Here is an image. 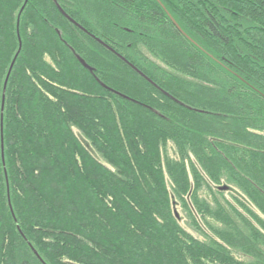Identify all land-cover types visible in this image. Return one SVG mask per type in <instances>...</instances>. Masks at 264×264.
<instances>
[{
    "label": "trees",
    "instance_id": "trees-1",
    "mask_svg": "<svg viewBox=\"0 0 264 264\" xmlns=\"http://www.w3.org/2000/svg\"><path fill=\"white\" fill-rule=\"evenodd\" d=\"M73 1L78 15L64 12L106 47L50 0L18 17L0 113V264H264V0ZM23 2L8 3L0 69ZM25 23L55 51L25 45ZM63 57L79 82L60 73ZM24 95L42 117L22 110ZM51 115L58 153L43 160Z\"/></svg>",
    "mask_w": 264,
    "mask_h": 264
},
{
    "label": "rangeland",
    "instance_id": "rangeland-1",
    "mask_svg": "<svg viewBox=\"0 0 264 264\" xmlns=\"http://www.w3.org/2000/svg\"><path fill=\"white\" fill-rule=\"evenodd\" d=\"M0 1L3 2V0H0ZM9 2H10V0H4V2H3L4 4L3 5L0 4V63L2 62V59L4 58V56L6 55V52H7L9 43H10V38L11 37H9V35H11V34L14 33L13 21H14V16H15V12L17 10V7H13V6H12L13 8L12 7L11 8L8 7V5H9L8 3ZM8 10L10 12V19H11V22H10V27H11L10 34H9V21H8V17H6ZM31 19H33V18H31ZM34 22H37V21L34 20ZM59 26H61V23L59 24ZM33 27L31 28L29 25H27L25 23V26L24 27L22 26L21 29H20V32H21V35H22V37L24 39L25 45L28 44V43H30L32 47H35L34 50L37 53L39 51H41L42 54H46V53L48 54L49 52L55 51L54 48H56V47H54V46H56V45L53 42V37H52L51 33H48V31L46 30V28L37 25V23H35V26L33 25ZM221 27H222V25H221ZM50 31L52 32V34H54V32L52 30H50ZM15 32H16V29H15ZM254 32L257 33V36L258 37L260 36V39L261 40L264 39V29L261 30V31H254ZM25 37H27V38H25ZM249 40L251 41V38H249ZM50 41H51V43H50ZM245 41H246V39H245ZM254 43H259V42L255 40ZM245 47L247 49H252V47H248L246 45H245ZM251 54H252V52H251ZM244 56L249 59V56H247L246 54ZM58 57H59V55H58ZM24 59H22V63H23V60ZM44 59L49 62V58H48L47 55L44 56ZM65 60L66 59H64V57H63V59L60 58V61H61L60 62L61 63V68H59L60 73L62 74V76L67 81H70V80L71 81H75V80H77V82H79L81 79L78 77V75L76 73L78 71L75 70V68L70 63L68 64ZM22 63H21V65H22ZM1 70H2V72H1ZM6 71H7V68L6 67H4L3 69L2 68L0 69V74H1L0 75V84H1V80H2L3 76L6 74ZM24 101H26L27 105L26 104L25 105H22V110H24V112L26 114L28 113V110L30 109L29 111L30 112L32 111V114H34V117H36V118L42 117L41 110H40L41 108L38 105L37 106L35 105L34 106V109L32 110V108H29V101L25 97V95H24ZM36 103L38 104V101H36ZM34 111H36V112H34ZM51 113L53 114L54 111L51 110L50 111V114ZM54 120H56L54 118V115H51V118H48V121H47L48 123L47 124H45L43 121L41 122V127L44 128L43 131L44 132H47L48 135H52L51 138L53 140V141H50L49 142L48 141L49 140V137H48V139L45 141V142H47V144L44 142L45 145H43L42 151L39 153V155L42 156V159L43 160H46L47 158H50V160H52L51 157H53L54 154L53 153H50V151H47L46 152L45 150L48 149V148H51L52 149L53 147H56V149L53 152L58 153L57 152L58 151L57 150L58 145H57V140H56L58 134H57V129L54 127V125L52 123V121L54 122ZM50 123L52 124V126L48 125ZM57 156L58 157H61L62 155L59 153ZM62 161H63L62 163H64V160L63 159H62ZM135 177H138L137 174H136V172H135ZM70 178H71V180L73 179L72 176H70ZM92 179H94V177ZM91 182L92 181H89V180H86L85 179L83 183H82V181H77V184H78V186L80 188L84 189V187L86 185L89 186L88 183H91ZM82 184H85V186H83ZM37 188H42V190L44 192H48L49 191V189L46 186L44 187L43 185L42 186L39 185ZM89 190L92 191V189H90V188H89ZM30 193H32V200L34 201L32 207H34V209L38 213H40L42 210H40L39 203L37 202V200L33 196V193H35L34 195H36L37 193L34 192V191H30ZM52 195L53 194H51V196ZM85 196L86 195L81 194V197H83V199H84ZM78 203H79L80 207L85 205L84 202L80 203L78 201ZM30 209L33 210L32 208H30ZM177 211H178V214L180 216H182L181 215V210H180L179 207H177ZM72 212H74L73 209H72Z\"/></svg>",
    "mask_w": 264,
    "mask_h": 264
},
{
    "label": "water",
    "instance_id": "water-1",
    "mask_svg": "<svg viewBox=\"0 0 264 264\" xmlns=\"http://www.w3.org/2000/svg\"><path fill=\"white\" fill-rule=\"evenodd\" d=\"M27 0H24L22 6L20 7L19 9V12L17 14V19H16V37H17V50L14 54V56L12 57V60L11 62L9 63V66L7 68V71H6V74L4 76V80H3V83H2V90H1V107H0V113H2V108H3V99H4V91H5V87H6V82H7V79H8V76L10 74V71L12 69V66L14 64V61L20 51V47H21V42H20V39H19V35H18V30H17V26H18V17H19V14L21 13L25 3H26ZM54 2V4L56 5L57 9L59 10V12L61 13V15L66 18L71 24H73L74 26L78 27L79 29H81L83 32L89 34L92 38H94V40L98 43H100L101 45H104L100 40H98L97 38H95L93 35H91L90 33H88L84 28H82L81 26H79L74 20H72L61 8L60 6L57 4L56 0H52ZM169 19L170 21L173 23V25L182 33L180 27L178 26V24L174 21V19H172L171 16H169ZM57 34L59 35V32L56 31ZM183 34V33H182ZM188 38V37H187ZM190 40V39H189ZM105 46V45H104ZM106 47V46H105ZM109 50L115 54L120 60H122L125 64H127V66H129L135 73H137L139 76H141L144 80H146L148 83H150L151 85H153V83L148 79L146 78L141 72H139L134 66H132L130 63H128L124 58H122L120 55H118L117 53H115L112 49L109 48ZM70 51L71 53L73 54V56L75 57V59L80 63V65L86 69L89 73H92V68L90 66H88L84 60H82V58L80 56H78L76 53H74V51L70 48ZM100 84V83H99ZM102 86V85H101ZM155 88H157L155 85H153ZM1 125V123H0ZM1 128V126H0ZM221 190H225L226 187L225 186H222L220 187Z\"/></svg>",
    "mask_w": 264,
    "mask_h": 264
},
{
    "label": "flooded vegetation",
    "instance_id": "flooded-vegetation-1",
    "mask_svg": "<svg viewBox=\"0 0 264 264\" xmlns=\"http://www.w3.org/2000/svg\"><path fill=\"white\" fill-rule=\"evenodd\" d=\"M52 2V0H50ZM57 4L63 9V11H65V9H73L72 13L77 16L78 15V11L76 8V4L74 3L73 0H56ZM158 1V0H157ZM159 2V1H158ZM53 3V2H52ZM160 3V2H159ZM54 4V3H53ZM72 25V24H71ZM73 26V25H72ZM74 27V26H73ZM87 35V34H86ZM89 36V35H87Z\"/></svg>",
    "mask_w": 264,
    "mask_h": 264
},
{
    "label": "bare ground",
    "instance_id": "bare-ground-1",
    "mask_svg": "<svg viewBox=\"0 0 264 264\" xmlns=\"http://www.w3.org/2000/svg\"><path fill=\"white\" fill-rule=\"evenodd\" d=\"M17 50V49H16ZM16 52V51H15ZM15 54V53H14ZM14 54H13V56H14ZM12 56V57H13ZM79 56V55H78ZM11 60H12V58H11ZM11 60H10V62H11ZM16 60V59H15ZM9 62V63H10ZM15 62V61H14ZM14 65V64H13ZM9 66V65H8ZM13 67V66H12ZM0 148H1V162H2V166H3V154H2V134H1V131H0ZM3 170H4V167H3ZM5 171V170H4ZM4 175L6 176V174L4 173ZM30 246V245H29ZM30 249H31V251L36 255V252H35V250L30 246Z\"/></svg>",
    "mask_w": 264,
    "mask_h": 264
}]
</instances>
